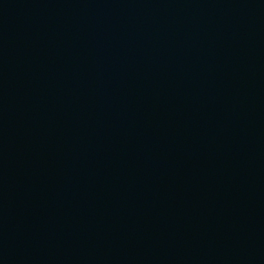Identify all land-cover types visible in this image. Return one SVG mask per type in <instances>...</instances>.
<instances>
[{"label":"water","instance_id":"95a60500","mask_svg":"<svg viewBox=\"0 0 264 264\" xmlns=\"http://www.w3.org/2000/svg\"><path fill=\"white\" fill-rule=\"evenodd\" d=\"M0 264H264V0H0Z\"/></svg>","mask_w":264,"mask_h":264}]
</instances>
